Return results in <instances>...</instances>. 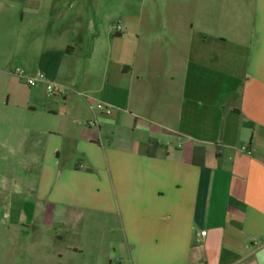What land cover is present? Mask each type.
I'll return each mask as SVG.
<instances>
[{
	"label": "crops",
	"instance_id": "0c3cea01",
	"mask_svg": "<svg viewBox=\"0 0 264 264\" xmlns=\"http://www.w3.org/2000/svg\"><path fill=\"white\" fill-rule=\"evenodd\" d=\"M241 1L0 0V155L24 152L0 218L54 229L11 235L25 257L264 264V0Z\"/></svg>",
	"mask_w": 264,
	"mask_h": 264
},
{
	"label": "rangeland",
	"instance_id": "374dc122",
	"mask_svg": "<svg viewBox=\"0 0 264 264\" xmlns=\"http://www.w3.org/2000/svg\"><path fill=\"white\" fill-rule=\"evenodd\" d=\"M240 3H242L241 0H239ZM48 94H51L48 92ZM58 95V94H56ZM99 103V102H98ZM98 103H95L97 106ZM102 103V102H101ZM25 114V123L29 122V120L33 121L38 118L37 114H34L32 111L26 112ZM1 129H0V135H1ZM13 142V140H12ZM11 146V145H10ZM15 148L19 147V145H14ZM24 153V152H23ZM21 152H16L14 156L11 155L13 160L5 161L0 155V170L3 171L8 169V170H13L14 172H19V167L17 164L21 163L19 161L20 158L24 156V154ZM10 156V155H9ZM13 162V163H11ZM16 164V166H14ZM12 178H16V176H12ZM18 178V177H17ZM28 205V203H27ZM28 208L24 207L23 209H20V212L17 211L18 213H14L13 216H16V218H20V223H13V221L7 217H1L0 218V264H34L35 263V258L34 256H30L29 258L25 257V249L23 247V240H16L13 241L11 240V235H17V234H24L27 232V234L33 233V232H45L47 235L53 233L54 229L51 226H45L43 223H40L39 225L36 223L35 224H23L21 219L23 220V216L27 214ZM3 212V209L0 208V213ZM103 214L100 213H94L92 210L89 209H84V212L80 210V214L77 217H80L78 220L79 223L77 224L79 226L80 232L86 233L88 231V221L89 219L92 218V216H102ZM22 222V223H21ZM117 235V234H116ZM112 236H110V239L112 241H115L117 239H113ZM48 239V237H47ZM49 252V250H48ZM40 258V257H39ZM55 258L49 257L46 261L47 264H55ZM76 258H73L70 255H67L64 257L63 261L61 264H74V261ZM58 264V263H57Z\"/></svg>",
	"mask_w": 264,
	"mask_h": 264
},
{
	"label": "built area",
	"instance_id": "2783aa9c",
	"mask_svg": "<svg viewBox=\"0 0 264 264\" xmlns=\"http://www.w3.org/2000/svg\"><path fill=\"white\" fill-rule=\"evenodd\" d=\"M116 29H117V31H121L122 26L120 24H118L116 26ZM16 73H18L20 75H23V71L21 69H19V68L16 69ZM25 78H26L27 84L30 85V86H35V85L38 84L39 81L46 80L45 74L43 72H41V71H38L34 75H27ZM47 91L49 93H51V94H57V93H61V88H59L54 83H49L47 85ZM96 107H97V109L99 111L107 113V114H110L112 112V108L109 105L105 104V103L99 102ZM87 124L90 127L96 126L97 125V120L96 119L89 120ZM201 234L205 235L206 231L205 230L201 231Z\"/></svg>",
	"mask_w": 264,
	"mask_h": 264
}]
</instances>
